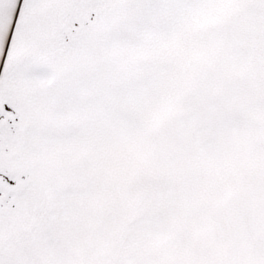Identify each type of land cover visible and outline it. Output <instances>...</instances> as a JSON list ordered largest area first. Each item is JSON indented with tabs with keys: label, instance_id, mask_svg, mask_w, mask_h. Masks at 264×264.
<instances>
[{
	"label": "snow or ice",
	"instance_id": "snow-or-ice-1",
	"mask_svg": "<svg viewBox=\"0 0 264 264\" xmlns=\"http://www.w3.org/2000/svg\"><path fill=\"white\" fill-rule=\"evenodd\" d=\"M0 264H264V0H0Z\"/></svg>",
	"mask_w": 264,
	"mask_h": 264
}]
</instances>
